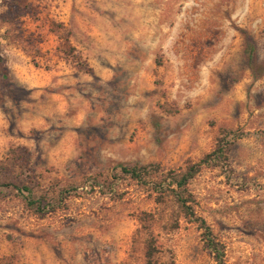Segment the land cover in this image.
Masks as SVG:
<instances>
[{"label":"rangeland","instance_id":"obj_1","mask_svg":"<svg viewBox=\"0 0 264 264\" xmlns=\"http://www.w3.org/2000/svg\"><path fill=\"white\" fill-rule=\"evenodd\" d=\"M220 141L192 209L219 264H264V0H0V264H218L120 167L181 173Z\"/></svg>","mask_w":264,"mask_h":264},{"label":"trees","instance_id":"obj_2","mask_svg":"<svg viewBox=\"0 0 264 264\" xmlns=\"http://www.w3.org/2000/svg\"><path fill=\"white\" fill-rule=\"evenodd\" d=\"M65 45L68 46V41L65 40ZM245 56L248 64L251 65L254 58L253 44L248 37H246ZM236 137H232L235 139ZM227 144L220 141L215 149L206 155L202 160L196 164L189 165L181 173H163L158 166H133V167H120V173L124 178L130 180L136 185L145 188L147 191L163 197L170 195L173 197L178 208L181 210L184 218L197 224L198 228L202 231V240L204 247L213 255V259L219 264L222 261L223 246L213 238L210 227L206 222L198 217L192 209V196L187 190L189 182L201 171L202 168L221 167L227 162L226 148ZM10 184H0V188H8ZM14 190L24 194V201L28 207L35 210L43 209L48 206L47 199H35L32 190L28 187H14ZM148 257L150 254L148 253Z\"/></svg>","mask_w":264,"mask_h":264},{"label":"crops","instance_id":"obj_3","mask_svg":"<svg viewBox=\"0 0 264 264\" xmlns=\"http://www.w3.org/2000/svg\"><path fill=\"white\" fill-rule=\"evenodd\" d=\"M60 104H62V103L60 102Z\"/></svg>","mask_w":264,"mask_h":264}]
</instances>
